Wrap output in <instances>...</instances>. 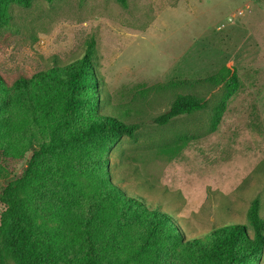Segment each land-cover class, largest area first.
I'll use <instances>...</instances> for the list:
<instances>
[{
  "label": "rangeland",
  "instance_id": "rangeland-1",
  "mask_svg": "<svg viewBox=\"0 0 264 264\" xmlns=\"http://www.w3.org/2000/svg\"><path fill=\"white\" fill-rule=\"evenodd\" d=\"M7 11L0 74L9 83L82 56L95 39L101 111L140 123L135 137L108 148V177L117 185L172 213L185 237L243 221L256 197L264 217V0H35ZM226 63L236 66L240 87L215 131L207 128L211 108L152 122L176 92L207 96L212 105L223 95L219 86L163 85L205 77ZM183 134L192 137L176 155L160 151ZM31 154L0 155V195ZM89 175L78 167L76 182H68L88 195ZM4 208L0 199V218Z\"/></svg>",
  "mask_w": 264,
  "mask_h": 264
},
{
  "label": "trees",
  "instance_id": "trees-1",
  "mask_svg": "<svg viewBox=\"0 0 264 264\" xmlns=\"http://www.w3.org/2000/svg\"><path fill=\"white\" fill-rule=\"evenodd\" d=\"M34 1L0 0V21L9 17L10 4L29 7ZM116 1L128 5V0ZM95 57L91 37L83 55L68 63L12 83L0 74V155L18 159L32 152L22 174L8 180L0 195L5 204L0 264H260L264 217L258 197L243 221L185 237L172 213L108 177L109 146L122 136L135 137L140 123L101 111ZM181 83L219 86L223 95L211 105L207 96L176 92L152 122L164 125L211 108V132L240 87V77L236 66L226 63L205 77L171 80L163 87ZM191 137L183 134L173 144L159 145L160 151L176 155ZM78 167L94 180L88 195L68 182H76Z\"/></svg>",
  "mask_w": 264,
  "mask_h": 264
}]
</instances>
